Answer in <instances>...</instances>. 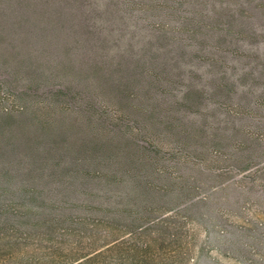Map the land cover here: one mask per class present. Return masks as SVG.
<instances>
[{
	"label": "rangeland",
	"instance_id": "374dc122",
	"mask_svg": "<svg viewBox=\"0 0 264 264\" xmlns=\"http://www.w3.org/2000/svg\"><path fill=\"white\" fill-rule=\"evenodd\" d=\"M0 264H264V0H0Z\"/></svg>",
	"mask_w": 264,
	"mask_h": 264
},
{
	"label": "trees",
	"instance_id": "16d2710c",
	"mask_svg": "<svg viewBox=\"0 0 264 264\" xmlns=\"http://www.w3.org/2000/svg\"><path fill=\"white\" fill-rule=\"evenodd\" d=\"M104 104V103H103ZM102 103H100V102H97V103H95V101H93L92 103H91V107L92 108H95V109H97V110H100V109H102V107L104 106ZM130 108H133L132 107V104L130 105ZM133 109H135L136 111H137V115H131L130 113H126L125 111H119L118 112V115L117 116H115V118H114V120H121V119H124V118H133L132 120L137 124V125H139V126H141V129H143L144 131H145V129H144V126H148V124L149 123H153V124H157V123H155V122H152V121H148L147 122V117H148V109L147 108H144L143 106H138V105H134V108ZM134 110V111H135ZM101 111H103V110H101ZM131 112V111H130ZM131 113H133V112H131ZM112 120H113V117L111 118ZM98 120H104V119H102V117H99V118H96L95 120H93V119H89V124H90V126L92 127H95V126H97L98 124H97V122H98ZM149 120V119H148ZM104 125V124H103ZM114 124L112 125V128L108 131V132H110V133H114L113 132V129H114ZM105 128V127H104ZM106 132V131H105ZM106 134V133H105ZM149 142H147V143H145V145H142L140 148H142V150H145L144 152H142L140 155H139V159L140 160H144L145 162H152V161H156V157H154V156H156V155H151V153H149V150H148V148H149ZM148 150V151H147ZM185 154H186V156L188 155L189 156V152L188 151H186L185 152ZM226 158H228V157H230V155H224ZM183 159H185V157L183 156ZM28 234H30V231H27L26 233H25V235H28Z\"/></svg>",
	"mask_w": 264,
	"mask_h": 264
}]
</instances>
